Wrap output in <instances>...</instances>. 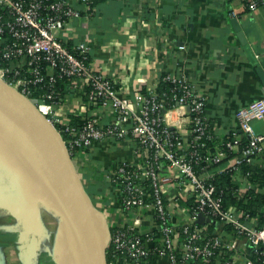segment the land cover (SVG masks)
<instances>
[{
    "label": "built area",
    "instance_id": "built-area-1",
    "mask_svg": "<svg viewBox=\"0 0 264 264\" xmlns=\"http://www.w3.org/2000/svg\"><path fill=\"white\" fill-rule=\"evenodd\" d=\"M80 1L88 7L102 0ZM260 1L245 0L250 9ZM78 17L71 0H0V83L31 102L55 128L63 127L68 134L63 142L71 159L76 150L107 139L135 143L132 158L117 163L109 173L110 186L125 216L112 231L107 225L106 251L111 247L113 257L109 264H146L152 255L165 258L166 264H214L212 258L224 252L230 255L222 256L221 264H239L240 240L247 245L244 264H264V223L259 225L237 208L223 207L211 175L202 174V161L218 163L224 156L218 147L213 155L202 156L206 146L202 139L208 137L204 98L187 80L169 77L178 83L173 105L168 106L158 92H137L130 98L122 95L113 81L91 68L86 43L69 48L68 41L59 36L69 20ZM63 76L69 79L65 95L56 88V78ZM74 100L78 103L73 114L82 121L78 126H70L60 114L62 106ZM173 109L187 114V141L180 135L179 124L172 129L166 122ZM236 117L247 145L229 164L233 171L242 161L264 157V135L251 125L252 120L264 119V96L238 108ZM224 145L234 151L239 143L227 141ZM199 214L228 223L234 235L208 236L206 224L196 223ZM142 216L153 217V229H142Z\"/></svg>",
    "mask_w": 264,
    "mask_h": 264
},
{
    "label": "crops",
    "instance_id": "crops-1",
    "mask_svg": "<svg viewBox=\"0 0 264 264\" xmlns=\"http://www.w3.org/2000/svg\"><path fill=\"white\" fill-rule=\"evenodd\" d=\"M71 2L79 17L69 20L59 36L71 45L86 43L91 68L113 81L122 95L130 98L137 92L157 93L160 80L167 77L187 80L205 100L203 113L216 144L229 137L239 143L246 137L236 111L264 96V0L254 9L248 8L245 0H102L91 8L80 0ZM77 103L68 101L62 106L63 119L69 120ZM104 112L100 113L103 119ZM180 114L181 110L173 109L166 122L172 129L179 124L180 135L187 141L189 119L187 114ZM251 125L256 133L264 135V119L252 120ZM0 141L16 152L1 130ZM134 148L135 143L129 139H107L74 152L72 162L82 185L111 228L120 226L125 216L110 186L109 173L117 163L130 160ZM9 149L0 150V195L19 196L23 193V177ZM232 159L223 157L203 175L220 172ZM261 160L264 157H256L253 162ZM29 176L37 181L33 174ZM234 178L241 192L249 188L247 181L236 174ZM16 202H0V264H50L45 256L43 220L27 202L22 214L14 215ZM142 219L143 230L154 228L153 217ZM180 219L185 221L186 216ZM223 232L227 233L222 223H217L214 233ZM31 233L37 235L38 244L27 258L25 247ZM246 251V243L240 240L239 264H244ZM150 260L146 264H166L165 258L154 259L153 263ZM221 263L222 257H215L214 264Z\"/></svg>",
    "mask_w": 264,
    "mask_h": 264
},
{
    "label": "water",
    "instance_id": "water-1",
    "mask_svg": "<svg viewBox=\"0 0 264 264\" xmlns=\"http://www.w3.org/2000/svg\"><path fill=\"white\" fill-rule=\"evenodd\" d=\"M0 130L28 156L37 174L42 173L50 185L53 208L78 246L79 264H106L108 229L105 217L86 193L61 135L31 102L2 83ZM26 170L27 167L18 166L17 172L26 179ZM13 199L17 202L12 212L19 216L27 202L25 194L0 195V202ZM210 222L211 218L203 214L196 219L200 225ZM37 244V235L31 233L25 247L27 258L34 254Z\"/></svg>",
    "mask_w": 264,
    "mask_h": 264
},
{
    "label": "trees",
    "instance_id": "trees-1",
    "mask_svg": "<svg viewBox=\"0 0 264 264\" xmlns=\"http://www.w3.org/2000/svg\"><path fill=\"white\" fill-rule=\"evenodd\" d=\"M95 4L96 1H93L88 5V7L91 8ZM67 46L70 48L72 45L68 42ZM68 82L69 79L65 76L56 78V88L60 91L61 95H65L68 93ZM178 94L179 91L177 82H173L169 79L160 80L158 86V95L159 97H162L166 100L168 106L175 103V99L173 97L175 95L177 96ZM82 97L84 101L87 100L86 94H82ZM68 119L70 126H78L82 123L80 118H78V116L74 114H70L68 116ZM56 129L61 132L62 139L66 142V140L68 139V134L66 132H63V127L60 125H56ZM206 134H208V137L202 139L206 144V150L205 147L202 148V156H205L206 154L213 155V153L215 152V148L218 147L223 151L224 159L232 158L235 156H240L242 149L247 145V138L245 137L239 142L236 151L228 150L224 144L227 141H233L230 137L226 138L221 143L216 144V141H214L211 137L209 126L207 127ZM219 163L221 162L207 164L205 161H202V168H204L202 169V174L204 171L212 169ZM195 169L197 173L200 172L199 166H197ZM235 174L238 175L242 180L248 181L250 183L249 188L246 189V191L241 192L239 190L237 181L234 178ZM210 181L215 185L216 192L221 193L223 207L237 208L245 212L248 215L249 219H255L259 225H262L264 223V160H261L260 163H255L253 161L247 163L245 161H242L237 165L236 171H233L230 167L227 166L220 172H213ZM211 221V223L206 224V233L208 236L216 235V233H214L216 224L222 223L215 217H212ZM110 230L112 231L113 228H111ZM222 230L226 231L227 234L234 235V230L228 223H222ZM110 249L111 247L107 248L106 251V261L108 264L113 261V257L110 254ZM229 255L230 252L222 253L223 257H227ZM217 256L218 255H215L212 258L213 262L215 257ZM153 257V255L149 257L151 258V263H153V260L156 259ZM195 264H200V261L195 262Z\"/></svg>",
    "mask_w": 264,
    "mask_h": 264
},
{
    "label": "rangeland",
    "instance_id": "rangeland-1",
    "mask_svg": "<svg viewBox=\"0 0 264 264\" xmlns=\"http://www.w3.org/2000/svg\"><path fill=\"white\" fill-rule=\"evenodd\" d=\"M6 145V143H2V141H0L1 149H9ZM9 150L14 154V163L16 166H24L26 168V164L22 163V161L20 162V158L18 157L17 153L12 149ZM26 171L28 172V169ZM29 174L30 173H26V179L23 178L22 192L26 196V201L29 207L34 208L39 213L40 218L43 220L42 224L45 226L44 231L46 233L45 246H47L48 251L45 256L50 259V264H66L64 256L62 255L64 224L61 221L58 213L54 210L50 198L40 189L38 186V181L30 178Z\"/></svg>",
    "mask_w": 264,
    "mask_h": 264
},
{
    "label": "bare ground",
    "instance_id": "bare-ground-1",
    "mask_svg": "<svg viewBox=\"0 0 264 264\" xmlns=\"http://www.w3.org/2000/svg\"><path fill=\"white\" fill-rule=\"evenodd\" d=\"M14 145V144H13ZM14 149L18 152L19 155L22 156L23 162L26 164L29 173L33 174V176L37 179L40 185V189L50 198L53 206L55 203L53 202L52 191L50 185L46 182L44 175L41 173V177L37 174V169L32 164V161L28 158V156L21 151L16 145H14ZM44 179V180H43ZM52 218V217H51ZM71 219V217H70ZM74 223V222H73ZM75 225V224H74ZM75 228V227H74ZM64 239H63V256L66 264H79L78 260V246L71 235L68 233L66 226L64 225ZM53 242V240H52Z\"/></svg>",
    "mask_w": 264,
    "mask_h": 264
}]
</instances>
